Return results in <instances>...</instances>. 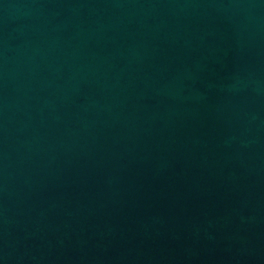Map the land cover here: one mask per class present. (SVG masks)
<instances>
[{
  "label": "water",
  "instance_id": "water-1",
  "mask_svg": "<svg viewBox=\"0 0 264 264\" xmlns=\"http://www.w3.org/2000/svg\"><path fill=\"white\" fill-rule=\"evenodd\" d=\"M0 264H264V0H0Z\"/></svg>",
  "mask_w": 264,
  "mask_h": 264
}]
</instances>
